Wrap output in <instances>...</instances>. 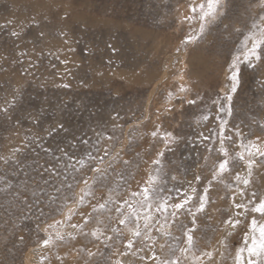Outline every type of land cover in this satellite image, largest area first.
<instances>
[{
	"label": "rangeland",
	"instance_id": "rangeland-1",
	"mask_svg": "<svg viewBox=\"0 0 264 264\" xmlns=\"http://www.w3.org/2000/svg\"><path fill=\"white\" fill-rule=\"evenodd\" d=\"M190 5L192 0H0V25L12 22L0 29V108L8 107L10 116L0 114V158L8 159L7 164L0 159V188L9 182L13 186L8 193H0V264H23L29 246L41 251H37L40 256L36 264H115L117 260L153 264L148 258L153 251L161 259L180 257V264H193L192 252L181 256L179 251L186 247L183 231L171 219L165 225L164 216L154 208L148 212L154 217L155 246L150 247L152 241L140 240L138 248L143 251L135 256L119 255L126 250L128 229L134 227V221L120 225L119 214L114 211L100 215L105 224L97 225L92 220L84 229L87 232L100 227L113 236L111 241H96L71 229L70 223L83 222L82 216L76 215L59 229L62 233L73 232L76 240L66 237L63 242L42 246V240L56 231L43 229L63 217L53 211L56 205L46 206L44 199L36 205V197L23 192L22 181L31 182V177L39 181L40 177L34 172L29 177L23 172L15 174L13 150L24 149L23 155H17L29 163H44L52 159L44 152L47 148L61 156L63 164L69 157H82L93 150L98 132L115 139L103 141L105 146L111 145V155L105 161L112 167L108 168L106 186L95 187L93 203H103L109 195L117 203L125 199L134 203L131 193L140 191L157 176L152 161L164 151L163 178L158 183L173 201L178 202L184 194L193 195L187 207L195 211L197 194H202L212 181V202L197 215L193 251L196 255L206 251L214 255L211 260L203 257L201 264H234L238 248L245 246V234H250L252 216L260 222L264 218L249 213L246 218L240 217L242 223L235 229L224 221L239 211L234 208V197L246 202L253 191L264 195V167L253 168L247 188L235 179L237 173L242 179L247 177L243 162L212 180L213 163H218L219 157L218 137L212 133L218 132L219 115L229 120V129L240 127L245 142L257 136L264 138V59L255 68L240 65L231 118L219 113V105L213 101L219 98L221 104L226 103L222 98L230 90L229 65L240 54L245 37L258 35L264 27L260 20L264 8L260 0H229L228 18L223 23L209 26L198 40L185 43L189 36L199 34L198 20L185 19L194 15ZM12 31L20 33L19 37L11 36ZM63 60L68 61L67 65L61 63ZM63 83L70 87H58ZM181 85L188 91L180 92ZM187 99H197V103L183 102ZM205 114L209 116L207 121L203 119ZM59 124L64 125L63 129L49 134ZM153 131H158L155 138ZM165 132L179 138L171 145L172 151H167L160 139ZM201 133L211 139L203 140ZM240 139L233 135V142H225L230 154L240 150ZM83 140L89 143L84 145ZM209 148L213 150L209 152ZM60 149L68 156H63ZM121 149L120 158L113 159ZM73 175L69 169L68 182H73ZM81 175L92 173L85 170ZM196 176L201 179L197 181ZM81 187L83 184L75 191ZM241 190L246 193L243 197L238 195ZM16 192L23 193V197L16 198L12 194ZM29 204L33 206L29 208ZM40 207L44 208L43 216ZM84 210L91 211L87 205ZM145 214L141 211L142 231ZM107 216L112 217L111 221ZM191 219L182 213L179 223L192 227ZM161 244L165 245L163 249ZM88 251L96 255L89 257ZM243 255L247 264V252Z\"/></svg>",
	"mask_w": 264,
	"mask_h": 264
},
{
	"label": "snow or ice",
	"instance_id": "snow-or-ice-1",
	"mask_svg": "<svg viewBox=\"0 0 264 264\" xmlns=\"http://www.w3.org/2000/svg\"><path fill=\"white\" fill-rule=\"evenodd\" d=\"M261 8H264V0H260ZM191 12L194 15L185 17L186 20L196 19L199 22V34L191 35L187 38L185 43H192L198 40L206 31V29L211 25H218L223 23L228 18L229 13V0H192ZM260 20L264 22V16L260 17ZM11 21H7L6 24L0 25V29L6 28L8 24H11ZM256 25L254 24L253 27ZM227 28V25H225ZM239 31V29H236ZM13 37H19L20 33L12 31L10 33ZM43 32L40 33L42 37ZM71 51V49H69ZM264 59V27H261L259 34H252L246 36L242 42V48L240 54L234 56L231 64L229 65L230 75L227 79L231 82L230 90L223 96V100L226 103L221 104L220 99L214 100L213 103L219 105L218 112L224 113L227 117L231 118L233 115V94L236 93L239 85V75H240V65L246 63L248 67L255 68L256 64ZM61 63L67 65L68 61L63 60ZM58 87L68 88L69 84L63 83L58 85ZM180 92H187L188 89L184 88L181 85ZM171 97V93L169 94ZM186 102L189 105H195L197 99H187ZM9 107H14V104H10ZM0 114H3L5 118H10L9 108L3 107L0 108ZM203 119L207 121L209 116L205 114ZM216 119L220 121L218 125V132L212 133V135L218 137L219 147L216 149L219 153L218 163L214 161L212 169V180L223 177L226 173L230 172L233 168L237 166L238 163L243 162L246 166L247 177L241 178L237 173L235 179L242 183L245 188L251 184V177L253 175L254 167H264V138L260 136L255 137V140L248 139L247 142L243 139L244 133L240 127L234 126V129H229V120L224 119L221 116L217 115ZM64 125L59 124L57 127H54L50 130L49 134L55 132L57 128L63 129ZM264 127V126H262ZM97 140L92 149L84 153L82 157H69L67 162L61 163V156H57L54 153H51L50 149L45 148L44 152L46 154H51L52 159L46 160L44 163H40L38 160H34L29 163L26 159H21L17 154H24V149L17 148L13 150V156L15 159L13 163L16 166L17 172L15 174H20L23 172L25 177H29L31 173H36L40 180L37 181L35 177H31V182L29 179H25L21 182L20 187L23 189V192H30L33 197H36L35 204L40 205L41 199L46 201V206L56 205V208L53 211H57L63 219L54 220L52 224L46 225L43 229L45 232L48 229H56L54 235L49 234L47 238L42 240V246L47 248L52 245L55 241H65L66 237L69 240H76L77 235L73 232L62 233L59 229L66 223L72 221L73 217L80 215L83 218L82 223H70V227L73 230L79 232L80 235L91 236L94 240L104 242L113 240V236L107 235L100 227H95L90 231H85V227L89 224L90 221L95 220L97 225L105 224V220L100 218V215L104 212H115L119 214L117 223L120 225H125L129 221H134V227L129 228L128 232L130 236L126 237V243L124 245L125 251L120 252L119 255L127 256L131 254L135 256L137 251H143V248H138V241H152L150 247L155 246V240L152 236L153 220L154 217L151 212H148L149 209L155 210V212L160 213L165 218V225L168 224L169 219L173 223H177L178 227L183 231L184 236L186 237V247H182L179 251L181 256H187L188 253L192 252L193 264H201L202 258L206 257L208 260H211L213 257V252L206 251L202 252L200 255H196L193 249L195 248V235L194 233L197 230V215L199 213H204L206 207L211 203L209 196V189L211 187L212 181L209 180L208 187H205L202 194H197L196 188H192V193L198 195V201L195 205V211L190 205L194 199L193 195L184 194L179 198L178 202L173 201V198L170 195L164 194V189L159 186L158 181L163 177L160 175L163 172L165 167L162 158L165 156L164 151L157 153L158 158L153 160L152 163L157 166V176L150 178L146 186L142 187L138 192H132L131 196L133 197L134 203H130L128 200H124L123 203H117L113 201L111 195L103 203H93L92 200L95 199V187L106 186L109 176L108 168L112 167V163L109 162L106 164L105 158L111 155L110 149L111 145L105 146L103 141L107 140L111 142L115 139L113 136L105 137L103 133H97ZM152 137H157L158 131H153L151 133ZM203 140L207 141L211 139L210 136H204L201 133ZM233 135L240 137L238 144L239 151L235 155L230 154L227 147H225V142H233ZM160 139L165 145L167 151H172L171 145L176 143L179 139L175 137L171 132H165L160 136ZM82 144L87 145L88 140L81 141ZM211 152L213 149H207ZM63 156H68V153L63 149L59 150ZM115 153V158H120V152ZM4 159V163H8L7 158ZM207 159V157H205ZM125 164L128 161H123ZM71 169L74 174L72 177L73 182H68V171ZM87 170L91 172L92 175H81L82 172ZM166 175V173H165ZM173 180L176 179L175 176L171 177ZM195 179L199 181L200 176H196ZM58 182V183H57ZM35 184L36 187L33 188L31 185ZM83 184V187L80 188L79 192H76L75 189ZM12 184L9 182L5 187L0 188V193H8L12 188ZM51 189V191H49ZM16 198L20 199L23 197V193L16 192L12 193ZM245 192L241 190L238 195L243 197ZM252 198L248 199L246 202L237 201L235 197L233 198V205L236 210L235 217H230L225 220L224 223L229 226L230 229L237 228L242 220L240 217H247L249 213L259 214L261 218H264V195L258 196L255 191L251 193ZM172 201V202H170ZM110 204H115L114 208H110ZM87 205L91 211H85L84 206ZM125 205L127 206L128 211H125ZM33 205L29 204L28 207L31 208ZM171 209V211H170ZM40 216L44 215V208H38ZM141 211H144L146 214L143 216V231L140 226ZM186 213L191 216L192 227H187L186 225L179 223L180 215ZM39 219V217H38ZM106 219L111 221L112 217L107 216ZM107 227V225H105ZM250 234H245V246L239 247L236 255L234 257V264H244L245 257L243 253L247 252V264H264V222L257 220L256 216L253 215L250 221ZM113 233H116L118 236L123 237L124 233L116 228L110 229ZM165 235L170 233L165 232ZM23 240V237H20ZM250 240V243H249ZM108 247H111L108 245ZM164 244L160 245V248L163 249ZM135 249V250H134ZM88 256H95L96 253L88 251ZM153 264H180V257L175 259L164 258L161 259L160 256L156 254L155 251L152 252L151 256L148 257ZM60 259V257H57ZM141 260H144L145 257H141ZM115 264H124L123 261L117 260Z\"/></svg>",
	"mask_w": 264,
	"mask_h": 264
},
{
	"label": "bare ground",
	"instance_id": "bare-ground-1",
	"mask_svg": "<svg viewBox=\"0 0 264 264\" xmlns=\"http://www.w3.org/2000/svg\"><path fill=\"white\" fill-rule=\"evenodd\" d=\"M7 235V234H6ZM21 235V234H20ZM46 235V234H45ZM4 237V236H3ZM18 238V240H20L21 241V239L19 238V237H17ZM15 240V239H14ZM17 240V241H18ZM19 241V242H20ZM3 243V242H2ZM24 244V243H23ZM15 245V244H14ZM21 246V245H20ZM23 247V246H22ZM41 247V246H40ZM41 249V248H40ZM40 253L41 251H39L37 248H32V247H30L29 246V248L27 249V252H25V254H24V257H23V264H36L37 263V260H38V258L37 257H39L40 255H39V253ZM22 256V255H21Z\"/></svg>",
	"mask_w": 264,
	"mask_h": 264
}]
</instances>
